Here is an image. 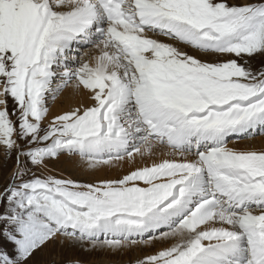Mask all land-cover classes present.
Wrapping results in <instances>:
<instances>
[{
	"label": "snow or ice",
	"instance_id": "snow-or-ice-1",
	"mask_svg": "<svg viewBox=\"0 0 264 264\" xmlns=\"http://www.w3.org/2000/svg\"><path fill=\"white\" fill-rule=\"evenodd\" d=\"M257 55L264 0H0V147L17 153L0 191L14 254L0 264L59 237L112 251L175 241L137 264H264V150L227 143L264 130ZM69 87L91 102L49 117ZM65 153L132 167L96 183L44 175Z\"/></svg>",
	"mask_w": 264,
	"mask_h": 264
},
{
	"label": "rangeland",
	"instance_id": "rangeland-1",
	"mask_svg": "<svg viewBox=\"0 0 264 264\" xmlns=\"http://www.w3.org/2000/svg\"><path fill=\"white\" fill-rule=\"evenodd\" d=\"M229 2L244 3L245 0H229ZM159 39L165 40L164 37H159ZM185 50L191 52L190 49ZM84 52L88 53V56H85L84 59H88L90 56H92V53L94 55L96 50L90 49L89 46L86 45L80 46L79 54H83ZM200 58L206 60L216 59L215 57ZM250 64L254 70L264 68V56H255L250 60ZM85 92L86 91H83L81 95L75 96L73 90L71 87H69L66 88L54 101L51 99V96H49L47 100V106L49 107V117H51L50 115L54 112L55 115H57L68 110L69 107L73 105V100L75 101V99H81ZM8 108L9 111L13 109V102L11 99L8 101ZM58 110L61 112H58ZM13 119H15V117H13ZM255 140V145L257 146L252 144L253 147L251 148L255 150H263L264 130H257L256 134L250 137L246 136L243 138H229L227 143L230 144L231 141H235L236 144H246L255 142ZM2 148L3 147H0V191H2L4 187L10 182V177L14 169L17 167V153L13 152L9 156L6 154L5 149ZM65 157L80 160L78 156H72L67 153L62 154L58 159H49L46 162L47 171H44L43 174H50L56 176L57 178L72 179L79 183H96L103 179H114L121 177L122 175L127 174L129 171L127 168H125L124 171L119 166L109 167L110 170L107 168L102 171L101 169H88L85 166L80 167V169L77 170H72L69 166H67V163L70 161H65V163L59 161V159L62 160ZM21 165L25 168L31 169L33 172H36L37 175H41V172L43 171L33 168L32 165L23 158H21ZM113 171H115L116 174H114ZM24 178L28 179L29 176H25ZM4 207L6 206H0V211H3ZM101 239H103V237H101ZM64 240H66V243H58L55 240L49 242L37 250L33 257L27 262V264H137L138 260L143 259L147 255L154 254L163 248L165 244L169 245V243L175 242L174 240L162 241L157 239L149 245L140 244L123 248L118 251H112L109 249H101L99 247L93 248L91 244L88 243H77L67 239ZM0 251L6 252L10 255L14 254V245L3 236H0Z\"/></svg>",
	"mask_w": 264,
	"mask_h": 264
},
{
	"label": "bare ground",
	"instance_id": "bare-ground-1",
	"mask_svg": "<svg viewBox=\"0 0 264 264\" xmlns=\"http://www.w3.org/2000/svg\"><path fill=\"white\" fill-rule=\"evenodd\" d=\"M162 40V39H161ZM96 54V52L94 53V55ZM92 55H93V53H92ZM207 58V57H206ZM80 100H83V102H84V104H89L91 101L88 99V93L87 92H85L84 94H83V96L81 97V99H75V101L73 100V105H71V106H74L76 103H78V101H80ZM58 112H61V111H59L58 110ZM53 115H55V112L53 113V114H51L50 116H53ZM45 124L47 123V121H45L44 122ZM231 138H233V137H231ZM252 144L253 145H255L256 144V140H255V142H252V143H246V144H244V143H239V144H236L235 143V141H231L230 142V144H228V146L229 147H233V148H237V149H253V148H251V147H253L252 146ZM255 146H257V145H255ZM254 146V147H255ZM2 149H4V148H2ZM264 150V149H263ZM161 155L162 154H160V153H158L157 154V157H156V159H159V158H161ZM59 161L60 162H64L65 163V161H70L69 163H67V166H69L72 170H77V169H80V167H83V166H85V167H87L81 160H77V159H70V158H67V157H65L64 159H62V160H60L59 159ZM57 163H59L58 161H56ZM152 162V160L151 159H148V158H146L145 160H141L139 157H137L136 158V160L134 161V164L136 165V166H144V164L145 163H151ZM113 166H119V167H121L122 168V170H124L125 171V168H127L128 170H130V168L132 167L131 165H129L127 162H121L120 164H113L112 166H105V165H102V166H100L98 169H101V171L102 170H105V169H107V168H109V167H113ZM112 169H115V168H112ZM111 169V170H112ZM118 169V168H117ZM108 170H110V168L108 169ZM114 172V174H116V172L115 171H113ZM118 172V171H117ZM103 175V174H102ZM102 175H100V176H102ZM105 177V176H104ZM55 241H57L58 243H66V240H64V238L63 237H59V238H57V239H55ZM174 243V242H173ZM172 243H169V245H171ZM169 245H164V247H167V246H169Z\"/></svg>",
	"mask_w": 264,
	"mask_h": 264
}]
</instances>
